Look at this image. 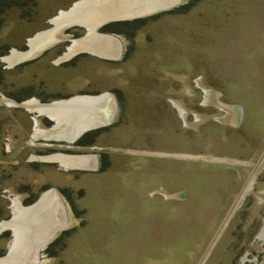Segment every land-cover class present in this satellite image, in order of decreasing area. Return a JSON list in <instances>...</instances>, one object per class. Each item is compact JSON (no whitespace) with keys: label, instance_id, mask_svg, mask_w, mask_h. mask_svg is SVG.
Here are the masks:
<instances>
[{"label":"rangeland","instance_id":"rangeland-1","mask_svg":"<svg viewBox=\"0 0 264 264\" xmlns=\"http://www.w3.org/2000/svg\"><path fill=\"white\" fill-rule=\"evenodd\" d=\"M32 1L29 14L12 8L0 26V222L25 218L28 186L34 203L57 194L66 219L36 264H238L264 222V0H183L176 14L123 27L117 58L88 50L69 61L65 49L86 34L75 26L33 61L8 66L2 57L26 51L79 2ZM125 1L100 0L131 8ZM103 93L115 112L72 110L112 116L100 132L92 129L87 148L108 160L99 167L96 157L92 173L81 174L45 159L77 154L81 138L68 141L70 127L55 138L63 125L9 98L45 105ZM6 230L0 258L12 240Z\"/></svg>","mask_w":264,"mask_h":264},{"label":"bare ground","instance_id":"bare-ground-1","mask_svg":"<svg viewBox=\"0 0 264 264\" xmlns=\"http://www.w3.org/2000/svg\"><path fill=\"white\" fill-rule=\"evenodd\" d=\"M86 2H88V0ZM94 3H100V1L97 0V1H94ZM134 7L136 9L133 10V12H137L141 10L137 5ZM119 8L120 9L117 10V12L120 11L121 14L125 15L127 11L124 8H128V7L124 5V7L120 6ZM111 9L108 10L106 13L104 12L105 15L101 17H105V16L106 17L110 16V18L116 17V15H113V13L110 15V13L112 12ZM97 11H100V10L98 9ZM100 13L102 14L101 11ZM91 15L92 17H90ZM74 16L76 17V15H73L69 18L67 13L61 12L60 16L52 20V22L54 23V26L58 24H62L61 27H64L66 24H69L72 22L74 23L77 22L78 25L84 26L86 30V36L81 39H76V41L74 40L73 42L74 44L69 45V47H67L70 55L71 53H74V52L90 50L91 53L98 52V54L102 55L103 57H108V58L119 57L121 53V47L116 39L109 37L107 38V41L104 42V38L97 36L98 33L96 32V24L98 20L94 18V14L85 13V15L82 16V18L80 17L81 19L79 18L76 19ZM97 17L100 18L99 14ZM57 29H58L57 27L53 29V33L51 32L53 35L51 34V36L41 37V39L39 38L40 40L37 39L36 41H30L31 48L25 52L24 51L19 52V51L12 50L7 57L2 58V61H5L8 64V66H12L16 64L17 62H20L22 59L26 57L31 58L36 55L38 56V54L41 52V49L44 48V45H46V43H47V46H50L51 44H54L59 41V36H60L61 31H57ZM55 31L57 32L55 33ZM40 43H42V45H39ZM36 44L39 45L37 48L35 47ZM110 103L111 101H110L109 95L107 93H104L102 95L92 96V97L78 95L73 99L52 102V103H48L45 105L44 104L41 105L37 103V101L35 100H29V101L23 102L22 105L26 106L28 111L30 112L32 111L38 115L47 114L49 116V119H51L53 123L56 122L58 124L57 125L58 127L63 125V127H60L61 129L60 131H56V134L55 133L52 134V135H56L54 136L55 138L64 137L63 133L65 129L67 127H70L71 128L70 131L72 130V133L68 141H73L74 139L79 137V134H82L83 132L87 130H90L94 127L107 123L108 121L112 119V116L110 115L107 116V114H105L104 112H101L100 115L96 114L95 116L93 114L87 115L82 110L72 114V110L79 109L80 107L83 106V104L84 106L86 105L89 107H94L95 109L96 108L98 109L102 105L103 106L107 105L106 107H110L113 113L115 112V110L114 108H112ZM9 104L11 103L9 102ZM39 129L41 128L35 127L33 137L37 138L41 134ZM45 159L54 160V161L57 160V162H59L65 168L67 167H71V168H93L95 167V161H94L95 159L94 157H91V156L69 157V155L63 156V155L56 154V155L46 156ZM53 202H55L56 204ZM46 203H48V205L50 206L46 205ZM56 207H58L57 209L59 211H57ZM18 210L19 209L17 208V212ZM21 210L26 213V216L20 223L18 221L16 223V221L14 220V221L0 224L1 230L3 228H10L15 237L14 241L9 246V251H8L9 255L6 254L4 257L0 258V264H34V263L36 264L37 261L35 262V260L37 259V254H39L37 252L40 250L42 251L41 248L43 246V243L47 242V240L50 238L52 233H54V231L56 232L57 229L66 225L65 213H64L62 206H61V210L59 208V197L57 194L51 195L50 193H47L36 204L25 208V210L21 208ZM35 214H38V217L34 216ZM21 226L24 227V233L25 232L27 233L24 236L23 240L20 239V237L21 236L23 237L24 235L23 232H22L23 234L21 233V230H22ZM45 235L47 237L45 238V240L41 241ZM25 238H27V242L25 241Z\"/></svg>","mask_w":264,"mask_h":264},{"label":"water","instance_id":"water-1","mask_svg":"<svg viewBox=\"0 0 264 264\" xmlns=\"http://www.w3.org/2000/svg\"><path fill=\"white\" fill-rule=\"evenodd\" d=\"M181 1H183V0H143V4H142V7H141V10H139L137 12H133V10L136 9V8H134V9H131L130 12H129V10H128V12H126V14H129L128 16H126V14L125 15L124 14H119L121 16L116 15V17H114V18L113 17L110 18V16H108V19L105 20V21H101L102 20L101 19L100 22L96 24V32L98 31V28L103 29L104 26H106L108 24H111V23L113 24L115 22L130 21V20H134V19H137V18H143V17H146V16H152V15H154L156 13H159V12L169 11L172 8L181 5ZM83 2H85V0H80L77 4H81V3L83 4ZM77 4L74 5V9L77 6ZM73 12H74V10H73ZM71 16H73V15H69V18ZM61 25L62 24H58V25H55V26L53 25L50 30H48L44 34H42V33L37 34L30 41H36L37 39L40 40L41 37L51 36V32L53 33V29L56 28V27L58 28L57 31H65L68 28L79 26L77 24V22H75V23L72 22V23L66 24L64 27H61ZM57 31H55V33ZM85 36H86V34L84 35V37ZM109 37H112L113 39H116L117 41L119 40L117 35H115L114 33H106L102 38H104V42H106L107 38H109ZM30 41L28 42L29 46L27 47V50H29L31 48ZM39 45H42V43H40ZM39 45L36 44L35 47L37 48ZM47 47L48 46H47V43H46V45H44V48L41 49V52L46 51ZM65 50H66V53H68V60L72 59L73 57H75L78 54V52H74V53H71V55H70L68 49H65ZM121 52H122V48H121ZM35 58H37V55L34 56V57H31V58L26 57V58L22 59L18 63L22 64L24 62L32 61ZM52 102H56V101H52ZM11 103L13 105H15V106L22 105V103L19 104V102L17 103V102H14V101H12ZM19 107H21V106H19ZM102 125H104V124H102ZM97 127L93 128V129H96ZM88 132H84L83 134L85 135V133H88ZM83 134H81L77 139L81 138L83 136ZM60 155H64V156L72 155V156H69V157L92 156V157L95 158V161H96V156L95 155H91V154L83 155V154H65V153L63 154V153H60ZM50 162L52 163V162H55V161H50ZM77 169H80V170H92L93 168H77ZM63 227H61L59 229L63 230L64 229ZM54 233H55V231H54ZM46 237H44V238H46ZM238 264H264V222H263L262 226L260 227L259 231L257 232V234L255 235V237L253 238V240L251 241V243L249 244L248 248L246 249L243 257L241 258V260L239 261Z\"/></svg>","mask_w":264,"mask_h":264},{"label":"flooded vegetation","instance_id":"flooded-vegetation-1","mask_svg":"<svg viewBox=\"0 0 264 264\" xmlns=\"http://www.w3.org/2000/svg\"><path fill=\"white\" fill-rule=\"evenodd\" d=\"M114 25L115 24H108L106 27H104L103 29L106 31V30H109V29H113L114 30ZM45 52V51H44ZM40 54V53H39ZM79 55V54H78ZM78 55H76L75 57H73L71 60H73V59H75ZM3 58V57H2ZM1 58V59H2ZM70 61V60H69ZM30 61H28V62H26V63H29ZM23 65V64H22ZM104 94V93H103ZM100 95H102V94H100ZM9 96V95H8ZM23 96H28V93L27 92H25L24 93V95ZM75 96H77V95H75ZM75 96H73V97H75ZM82 96H88V97H92V96H99V95H82ZM22 96H17V95H14V96H12V95H10L9 96V98L11 99V100H13V101H16V102H18L17 100L18 99H21L22 100V98H21ZM70 98H72V97H70ZM69 98V99H70ZM21 100H20V102H21ZM31 100V99H30ZM33 100V99H32ZM38 115V114H37ZM40 116V115H39ZM35 121V124H34V130H35V127H38L39 128V126H38V122H37V120L35 119L34 120ZM48 123L49 122H47V125H48ZM99 127V126H98ZM97 127V128H98ZM95 128V127H94ZM96 128V129H97ZM101 128V127H100ZM98 128L97 130H95V133H98V132H100L101 131V129H104V128ZM93 129V128H92ZM34 130H33V133H34ZM42 130V129H41ZM89 131V132H88ZM91 131H93V130H87V131H85V132H88V133H85V135L83 134V136L81 137V139L79 140V142H76L77 144H78V146H80L79 147V150L80 151H78L77 152V154H83V155H85V154H88V151L87 150H89V149H87L88 147H89V143L92 141V138L90 137L91 136ZM90 135V136H89ZM32 138V137H31ZM38 139H42V138H38ZM60 140H64V139H60ZM0 147L1 148H3L4 146H2V144H0ZM92 152L94 151L93 149H90ZM10 151V149L9 150H7V151H5V149H4V151H2L4 154H5V152L6 153H11V152H9ZM100 152H98V153H96L95 155H97L96 157L98 158V162H99V167H102L103 165H104V163L106 162V160H108V156L107 155H109V154H107V152H102L101 150H99ZM64 152H68V154H72V153H75V152H71V151H68V150H64ZM93 153H95V152H93ZM64 156V155H63ZM69 156H72V155H69ZM81 157V156H80ZM83 157V156H82ZM87 157V156H86ZM92 157V156H91ZM95 159V158H94ZM95 161V160H94ZM28 163H31L30 161H28ZM46 164H55V165H58V163H55V162H46ZM83 164V163H82ZM68 169H77V168H68ZM101 170V169H100ZM95 172V171H94ZM93 172V173H94ZM75 174L76 173V171H73V172H71L70 174ZM77 173H92V171H89V170H81L80 172H77ZM72 174V175H73ZM44 186V185H43ZM43 189H44V187H43ZM30 190V188L27 186L26 187V190H25V192H22V194H24L25 195V197H24V199H23V204L26 206V207H23V206H21V208H27V207H30V206H32V205H34V204H36V203H34V201L36 200V198H34L35 197V195H38V194H33V192H31V191H29ZM41 191V189L39 188V192ZM47 193H49V192H45L43 195H45V194H47ZM43 195L41 196V198L43 197ZM64 197H66L65 195H63ZM63 197V199H64V201L67 203V201L65 200V198ZM40 198V199H41ZM39 199V200H40ZM38 200V201H39ZM69 205V202L67 203V206ZM68 208L70 209V206H68ZM71 210V209H70ZM7 222H10V221H5V222H0V224H2V223H7ZM7 228H3L2 230L0 229V238H3L4 236L6 237L7 235H8V231L9 230H6ZM9 229V228H8ZM12 232V231H11ZM14 239H15V237H14V234H13V232H12V240H11V243H10V245L12 244V242L14 241ZM9 250V249H8ZM0 254H1V252H0ZM8 255H9V252L7 253Z\"/></svg>","mask_w":264,"mask_h":264},{"label":"trees","instance_id":"trees-1","mask_svg":"<svg viewBox=\"0 0 264 264\" xmlns=\"http://www.w3.org/2000/svg\"><path fill=\"white\" fill-rule=\"evenodd\" d=\"M31 5L32 6H35V3L32 0H0V26L2 24L3 17H4V15H5L6 12H8L9 10H11L12 8L13 9L14 8H18V9L20 8V9H26L25 12L27 14H29L28 11L31 10ZM186 7H187V4H183V5L181 4V5L173 8V9H171V10L165 12V13H169L170 12V13H175L176 14L179 10H183ZM154 17H156V15H152V16H149L147 18H145V17H143V18H137V19L130 20V21L115 22V23H113V24H115L114 25V30L113 29H109V30H106L105 31L104 29H102V31L103 32H109V33H115V34L116 33L117 34H122V32H123V35H125L124 33H126V32L122 30L123 27H126V28H129L130 27V29H133L132 28L133 25H139V24H141V26H142L146 19L149 18V20H150L151 18H154ZM106 26H104V27H106ZM5 48L6 47L1 48L2 51L0 50V55H3L4 54V51L6 50ZM1 74H3V71H1V65H0V80L2 78V75ZM12 96H14V95H12ZM20 100L21 99H18L17 101L20 102ZM76 217H79V215L76 214ZM59 234H60L59 237L61 235H63V236H61L62 238L65 237L64 235H66L65 231H62ZM58 241H60V239H57V240H55L53 242V244H52L53 247L58 243Z\"/></svg>","mask_w":264,"mask_h":264},{"label":"crops","instance_id":"crops-1","mask_svg":"<svg viewBox=\"0 0 264 264\" xmlns=\"http://www.w3.org/2000/svg\"><path fill=\"white\" fill-rule=\"evenodd\" d=\"M80 1V0H79ZM87 0H85V2H86ZM94 1L95 0H88V2H83V4L81 3V4H77V6L75 7V9H74V15H76V19H81L82 18V16L83 15H85V13L86 14H94V18L95 19H97L98 21H97V23H99V21L101 20V21H105V20H107V18H108V16L106 17H101V16H104L105 15V13L108 11V10H110L111 8V13H110V15L113 13V15H118V16H121V15H119V14H121L120 12H117V10H119L120 8V5L118 4L117 6L115 5V7H114V5L112 6V7H107V5L106 4H101V2L100 3H94ZM100 1V0H99ZM138 0H133L132 2H133V5H132V7L130 8H124V9H126V11L128 12V10H129V12L131 11V9H134L135 7H134V4H136V2H137ZM126 3L128 2L127 0L125 1ZM100 4V5H99ZM90 5V6H89ZM88 6V7H87ZM83 7H85V8H83ZM107 7V8H106ZM88 8V9H87ZM106 8V9H105ZM92 9V10H91ZM99 9L101 12H102V14L100 13V11H97V10ZM86 10H87V12H86ZM94 10V11H93ZM105 12V13H104ZM81 13V14H80ZM83 14V15H82ZM98 14H99V17L100 18H98L97 16H98ZM112 15V16H113ZM129 14H127V16H128ZM81 17V18H80ZM90 17H92V15L90 16ZM87 18V17H86ZM88 19V18H87ZM81 28H83L84 26H82V25H79ZM52 34V33H51ZM116 35H119V34H117L116 33ZM102 37V36H101ZM121 38L119 37V40H118V42H119V45H120V47L121 48H123L122 47V44H123V41L122 40H120ZM39 56V55H38ZM37 56V57H38Z\"/></svg>","mask_w":264,"mask_h":264},{"label":"built area","instance_id":"built-area-1","mask_svg":"<svg viewBox=\"0 0 264 264\" xmlns=\"http://www.w3.org/2000/svg\"><path fill=\"white\" fill-rule=\"evenodd\" d=\"M9 150V149H8ZM41 257V256H40Z\"/></svg>","mask_w":264,"mask_h":264}]
</instances>
